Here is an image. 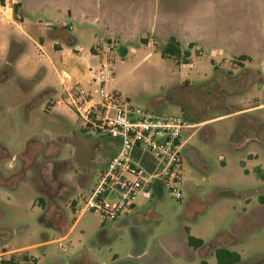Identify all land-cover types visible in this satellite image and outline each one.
Here are the masks:
<instances>
[{
	"label": "rangeland",
	"instance_id": "374dc122",
	"mask_svg": "<svg viewBox=\"0 0 264 264\" xmlns=\"http://www.w3.org/2000/svg\"><path fill=\"white\" fill-rule=\"evenodd\" d=\"M80 1L21 0L22 11L12 14L23 17L20 24L32 37L69 24L77 47L86 49L107 33L92 14L79 16ZM125 1L143 8L140 28L125 44L136 54L114 53L105 90L191 126L180 135L181 199L163 191L150 200L137 196L131 213L113 222L79 214L113 149L66 105L52 70L40 81L41 72L22 75L16 61L31 44L0 24V254L25 248L16 253L27 258L21 264H216L214 250L226 248L239 254L238 264H264V215L255 216L264 208V180L255 173L264 172V106L250 109L264 104V0H227L225 13L218 9L223 0ZM165 2L171 5L166 29ZM91 5L88 0L86 9ZM152 12L155 50L139 40L150 35L144 26ZM183 16L209 18L215 31L191 50L179 40L193 62L188 68L160 57ZM147 52L152 56L143 60ZM239 55L248 58L241 67ZM46 88L55 91L45 97ZM187 234L203 247H187Z\"/></svg>",
	"mask_w": 264,
	"mask_h": 264
},
{
	"label": "built area",
	"instance_id": "2783aa9c",
	"mask_svg": "<svg viewBox=\"0 0 264 264\" xmlns=\"http://www.w3.org/2000/svg\"><path fill=\"white\" fill-rule=\"evenodd\" d=\"M14 16L19 19V15ZM103 46L104 60L97 68L88 69L87 86L64 82L62 94L84 128L117 142L114 155L78 209L79 214L92 212L103 222H113L135 208L137 196L150 200L163 191L181 199V151L185 143L180 135L191 126L179 116H155L120 94L106 91L115 44L108 40ZM62 241L57 240L61 251L65 250Z\"/></svg>",
	"mask_w": 264,
	"mask_h": 264
},
{
	"label": "crops",
	"instance_id": "0c3cea01",
	"mask_svg": "<svg viewBox=\"0 0 264 264\" xmlns=\"http://www.w3.org/2000/svg\"><path fill=\"white\" fill-rule=\"evenodd\" d=\"M91 1L92 5L87 9L85 6H87L88 0H82V2L80 1L82 10L80 11L81 13H79V16L83 17V19H87L88 15L92 14L93 23L101 26V28L106 31L107 35L98 38L93 46H88L86 49H83L79 46L77 47V43L79 41L78 38L70 35L72 27L69 24L65 26L45 29L41 35H37L35 37L29 36L24 32V29L20 24L23 17L19 16V19L15 20V16L13 18L12 14V11L15 12L14 6H16L17 4H19V8L22 11L21 0H5V5L0 7V9L3 10V12L1 11L2 13L0 15V24H2L3 26H11L17 29L19 33L25 36V38L31 44L29 46V50H27L26 52H21V54L17 58V61L15 58L16 67L21 71L23 76H26V78H30L41 72L39 77L40 81L41 79H44L48 68L52 70L53 74H55L59 87L61 89L62 83L64 82L66 84L81 83L82 85L87 86V83L90 81V74L88 73V69L97 68L99 63L104 60V57L102 55V53L105 51L103 43L107 42L108 40L114 41L115 46L111 52L112 66L114 64L113 55L115 52H119L123 56L128 54H136L135 51H129L125 47V44H128L133 40V37L140 28V19L142 17L143 8L141 6H135L131 3H126L125 0ZM156 3L158 5L159 0H157ZM231 4V1L223 0L219 3L218 9L220 12L225 13L226 10L231 9ZM9 5H12V8ZM161 8L163 11L162 13H164V16L162 17L165 18V23L161 26L166 29L167 26H170L167 16H169L170 14L171 5L170 3L165 2L163 5H161ZM18 9L16 11L19 14ZM202 9L203 11L205 10V8ZM77 10L78 9H76L75 13H78ZM204 15L205 13H203L201 16ZM68 16H71L70 12H68ZM179 20L180 24L177 25V28L174 30V32L171 33L174 35V37L168 36L167 38L173 37L178 43L179 40H181L186 49L191 50L195 48V45L197 43L205 42L210 35H215V31H212V29L210 28V26L212 25V20H210L209 18H201V20H196L190 17L183 16ZM144 28L149 31L150 35L141 36L139 40L147 49H154L156 45L154 37L158 36H155L157 34V26L156 23H153V12L150 16V20L145 24ZM164 28H161L159 30V33H162ZM35 32L39 31L37 30ZM47 38L55 39L57 40V42H53L51 45H48V43L46 42ZM167 38L165 39V41L167 40ZM151 56L152 53L147 52L144 55L143 60L148 59ZM242 58L248 60L245 55H239L237 57V59H239L238 63H236L237 66L241 67L243 65V62L245 60H241ZM94 61H97V65L95 67L93 66ZM192 65L193 62L191 59H189V63L183 66L185 68H188ZM185 83L187 84V81H185ZM46 89L49 91H46L47 93L45 94V97L49 96L55 91L54 88ZM50 104L54 103L51 102ZM62 104L63 102L61 101L55 102V105L57 106H60ZM262 106H264V104L252 107L250 109H258L260 107L262 108ZM194 126H196V124H192V127ZM126 216L127 215H125V217ZM25 251V248H22L10 250L4 254H16L17 252Z\"/></svg>",
	"mask_w": 264,
	"mask_h": 264
},
{
	"label": "trees",
	"instance_id": "16d2710c",
	"mask_svg": "<svg viewBox=\"0 0 264 264\" xmlns=\"http://www.w3.org/2000/svg\"><path fill=\"white\" fill-rule=\"evenodd\" d=\"M18 8H19V4L14 6V11L17 12L16 10ZM160 57L162 59H167V58L172 59L176 62V64L186 65L189 63V59H188L189 52L188 51L182 52L180 49L179 43L173 37H169L165 41V44L160 52ZM241 60H245V58H242ZM9 61L11 62L13 61V59H10ZM99 137L100 139L106 140L113 149V153L109 156L107 160L108 162L111 156H113L116 151L117 142L108 137H101V136ZM255 173L257 175H260V179L264 180V172L261 173L260 169L256 168ZM38 201L41 202V200H38ZM203 245L204 243L202 242V240L196 239L187 234L186 236V246L187 247L197 250L203 247ZM213 255L215 257L216 264H238L240 262L239 254L234 251H230L226 248H216L213 252ZM26 261H27V258L25 255L19 256V255H16L15 253H10L6 259L0 260V264H21L22 262H26ZM200 264H206V263L204 261H201Z\"/></svg>",
	"mask_w": 264,
	"mask_h": 264
},
{
	"label": "flooded vegetation",
	"instance_id": "af4514ba",
	"mask_svg": "<svg viewBox=\"0 0 264 264\" xmlns=\"http://www.w3.org/2000/svg\"><path fill=\"white\" fill-rule=\"evenodd\" d=\"M255 216L257 217V216H263L264 215V208H258V209H256L255 210Z\"/></svg>",
	"mask_w": 264,
	"mask_h": 264
}]
</instances>
